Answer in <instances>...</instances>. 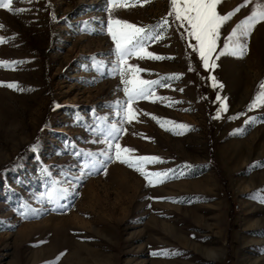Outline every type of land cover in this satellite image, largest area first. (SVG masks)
I'll use <instances>...</instances> for the list:
<instances>
[{
  "label": "rangeland",
  "instance_id": "rangeland-1",
  "mask_svg": "<svg viewBox=\"0 0 264 264\" xmlns=\"http://www.w3.org/2000/svg\"><path fill=\"white\" fill-rule=\"evenodd\" d=\"M242 3L222 0L218 11ZM254 6L222 28L221 47ZM12 8L0 7V61L20 63L0 66V82L23 90L0 86V264H264V167H256L264 164V107L249 110L264 81V22L244 57L223 56L212 71L168 15L170 0L115 11L138 26L169 20L159 29L164 38L147 47L167 58L129 60L147 70L142 79L165 86L132 105L138 120L122 123L127 98L111 73L106 0H13ZM166 121L188 128L166 130L174 128ZM112 123L126 130L122 147L161 158L148 170L169 178L149 187L109 161L107 174L78 179L88 159L78 153L105 150L94 130ZM52 187L70 194L41 202ZM25 205L39 214L24 218Z\"/></svg>",
  "mask_w": 264,
  "mask_h": 264
},
{
  "label": "snow or ice",
  "instance_id": "snow-or-ice-1",
  "mask_svg": "<svg viewBox=\"0 0 264 264\" xmlns=\"http://www.w3.org/2000/svg\"><path fill=\"white\" fill-rule=\"evenodd\" d=\"M149 0H106V11L108 12V20L106 22V33L111 37L115 45V65L111 69V73L118 75L124 85L123 91L126 96V101L122 106V113L118 112L117 115H122V123H131L133 119L138 120L136 110L132 105L140 100H148L155 96V88L165 86L161 84L160 80L142 79L141 72L147 71L138 66L129 63L131 58L139 59H152L161 60L167 57H161L154 53L147 51V47L151 42L159 41L164 38L160 35L159 29L168 27L169 20L165 18L162 23L154 26H138L126 20L119 19L114 16V12L127 7H134L137 4L141 6ZM222 0H170L169 16L178 22V26L185 28V39H194L196 43L190 44V47L199 55L203 62V67L206 70L215 71L218 67L217 61L223 56L244 57L248 52V41L256 26L264 22V0H255V6L250 15L241 20L235 25L226 37V41L220 46L222 28L232 20V18L241 11L242 8L247 7L252 0H244L240 6L231 12L221 14L218 11V6ZM13 0H0V7L6 8L8 11H13ZM22 10L17 9L16 12ZM186 26V27H185ZM3 40H0L2 43ZM219 48V51H217ZM20 62L0 61V66H14ZM103 62H101L102 64ZM99 68V65H98ZM177 76L165 77L164 79H176ZM214 87L222 88L216 77L211 76ZM0 86H6L16 90H23L17 83L0 82ZM182 91V89H181ZM156 99L163 101L165 98L156 97ZM219 99V97H218ZM224 105V102L221 101ZM120 107L119 102L117 103ZM264 107V81L259 85V91L254 97L249 110H254ZM226 110V105L221 109ZM154 119L159 118L153 117ZM107 121L106 117L100 118ZM174 125V128L166 130H175L178 128L183 130L188 128L187 125H175V122L166 121L162 122ZM248 123H255V118H251ZM126 130L123 127H118L117 124H108L107 127L100 126L94 130V133L101 135L103 138L99 142L106 145V149L99 152H86L83 154L88 157L82 165V173L78 179L83 178L85 175H92L100 169L104 170L107 174V163L109 161H118L125 164L129 168L139 172L147 181L149 187H155L163 183L169 178L168 172H153L148 170V166L157 163H163L161 158L154 156H139L135 154V150L129 147H122L118 142V137ZM238 129L237 132H242ZM176 134H182V131H177ZM97 141H93L96 143ZM36 150V146H33ZM191 167V166H186ZM256 167H264V164H257ZM45 173L47 169L43 170ZM59 183V182H55ZM70 192L67 188L52 187L51 190L42 194L39 199L41 202L47 201L49 203H58L60 199L69 195ZM260 201L264 203V196L260 197ZM30 209L29 205H25ZM38 209H30L21 213L24 218L30 215H38ZM2 223V221H0ZM167 252L154 253V255H169ZM58 264V261L52 262Z\"/></svg>",
  "mask_w": 264,
  "mask_h": 264
},
{
  "label": "built area",
  "instance_id": "built-area-1",
  "mask_svg": "<svg viewBox=\"0 0 264 264\" xmlns=\"http://www.w3.org/2000/svg\"><path fill=\"white\" fill-rule=\"evenodd\" d=\"M236 207L239 208V205L237 204Z\"/></svg>",
  "mask_w": 264,
  "mask_h": 264
}]
</instances>
